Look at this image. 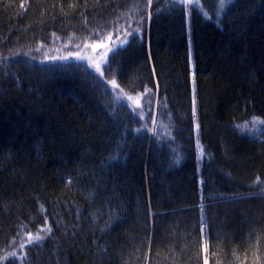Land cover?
Returning <instances> with one entry per match:
<instances>
[{"label": "trees", "instance_id": "16d2710c", "mask_svg": "<svg viewBox=\"0 0 264 264\" xmlns=\"http://www.w3.org/2000/svg\"><path fill=\"white\" fill-rule=\"evenodd\" d=\"M0 264H264V0H0Z\"/></svg>", "mask_w": 264, "mask_h": 264}, {"label": "snow or ice", "instance_id": "6c2138e0", "mask_svg": "<svg viewBox=\"0 0 264 264\" xmlns=\"http://www.w3.org/2000/svg\"><path fill=\"white\" fill-rule=\"evenodd\" d=\"M132 37H133V38L136 37V33H135V32L132 33ZM123 47H124V42H122V44H121L120 46H118V49H114V50H113V55H115V54H116L119 50H121ZM106 67H108L109 70H110V65H106Z\"/></svg>", "mask_w": 264, "mask_h": 264}]
</instances>
